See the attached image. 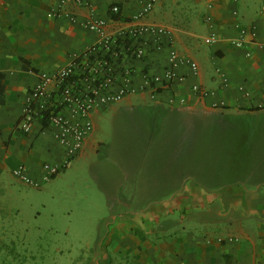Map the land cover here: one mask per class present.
I'll return each instance as SVG.
<instances>
[{
    "label": "crops",
    "instance_id": "obj_1",
    "mask_svg": "<svg viewBox=\"0 0 264 264\" xmlns=\"http://www.w3.org/2000/svg\"><path fill=\"white\" fill-rule=\"evenodd\" d=\"M82 1L0 0V211L16 182L40 189L68 169L49 126L16 127L36 73L54 72L97 40L87 17L109 19L118 5L122 20L110 28L127 27L144 0ZM141 22L167 28L198 73L180 64L173 88L120 101L116 111L135 129L104 186L105 230H91L97 241L85 264H264V0H158ZM167 57V45L149 49L134 69L161 73ZM194 84L209 95L199 98ZM94 131L73 162L94 159L102 145ZM19 165L34 185L13 175ZM47 166L57 173L45 178Z\"/></svg>",
    "mask_w": 264,
    "mask_h": 264
},
{
    "label": "built area",
    "instance_id": "obj_2",
    "mask_svg": "<svg viewBox=\"0 0 264 264\" xmlns=\"http://www.w3.org/2000/svg\"><path fill=\"white\" fill-rule=\"evenodd\" d=\"M157 2L144 0L127 27L110 28L118 22L112 18L120 15L118 5L110 7L109 19L87 17L83 26L97 34V40L54 72L36 73V83L27 94L16 127L23 134H29L35 123L49 126L56 143L65 149L62 167L81 152L93 129L91 115L94 111L105 110L129 95L148 93L153 96L173 88L182 80L177 74L180 64L188 66L193 74L198 73V66L192 60L180 57L173 48L167 28L141 22ZM61 4L82 5L83 1L61 0ZM69 19L76 22L71 13ZM244 33L252 35V29H241V34ZM205 43H211V38H206ZM242 44V40L234 43L238 47ZM165 45L168 46L167 66L161 73H151L147 68L134 69V63L144 61L149 49L159 52ZM221 83L226 84L225 77ZM191 90L199 98L209 95L197 84L192 85ZM45 170V178L57 173V168L50 166ZM12 173L24 184H35L23 165L17 166Z\"/></svg>",
    "mask_w": 264,
    "mask_h": 264
},
{
    "label": "rangeland",
    "instance_id": "obj_3",
    "mask_svg": "<svg viewBox=\"0 0 264 264\" xmlns=\"http://www.w3.org/2000/svg\"><path fill=\"white\" fill-rule=\"evenodd\" d=\"M119 107L120 102L94 116L93 136L102 143L94 159H70L68 169L40 189L16 182L0 211V264H85L93 258L97 237L91 230H105L104 186L118 173L126 137L135 129ZM99 169H109L108 177Z\"/></svg>",
    "mask_w": 264,
    "mask_h": 264
},
{
    "label": "trees",
    "instance_id": "obj_4",
    "mask_svg": "<svg viewBox=\"0 0 264 264\" xmlns=\"http://www.w3.org/2000/svg\"><path fill=\"white\" fill-rule=\"evenodd\" d=\"M112 18H114L115 20H122V17L119 14L113 16Z\"/></svg>",
    "mask_w": 264,
    "mask_h": 264
}]
</instances>
